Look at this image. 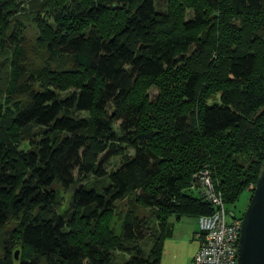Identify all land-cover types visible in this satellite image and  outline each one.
<instances>
[{
    "label": "trees",
    "instance_id": "obj_1",
    "mask_svg": "<svg viewBox=\"0 0 264 264\" xmlns=\"http://www.w3.org/2000/svg\"><path fill=\"white\" fill-rule=\"evenodd\" d=\"M67 1L0 0V264H159L202 171L225 206L259 175L264 0Z\"/></svg>",
    "mask_w": 264,
    "mask_h": 264
},
{
    "label": "built area",
    "instance_id": "obj_2",
    "mask_svg": "<svg viewBox=\"0 0 264 264\" xmlns=\"http://www.w3.org/2000/svg\"><path fill=\"white\" fill-rule=\"evenodd\" d=\"M200 184L199 192L215 210L196 217L197 229L193 237L199 245L189 264H237L242 215L226 208L206 170L200 174Z\"/></svg>",
    "mask_w": 264,
    "mask_h": 264
},
{
    "label": "rangeland",
    "instance_id": "obj_3",
    "mask_svg": "<svg viewBox=\"0 0 264 264\" xmlns=\"http://www.w3.org/2000/svg\"><path fill=\"white\" fill-rule=\"evenodd\" d=\"M162 1V0H160ZM71 0L67 1V4L63 6L62 8L50 10L48 12L42 11L39 13L40 19H42V22L47 23V25H51L54 16L57 14H60L63 12V10H66L71 6ZM159 10H165V5L160 4ZM33 12L31 7L28 5H25L24 8H22V11H20L21 14H18V16L23 17L24 20H22L24 24V31L22 33L24 39L28 43H32L34 45V40L37 37V27L34 25V21H29L28 16L30 13ZM193 17L192 11H188L186 15V19L189 20ZM2 57H0V62L2 61ZM32 63V62H31ZM57 62L51 63L50 64V69H56L57 68ZM6 67L1 65L0 69H5ZM58 69V68H57ZM8 76V74H7ZM9 85L7 80L1 78L0 74V99L2 100V94L6 92V88ZM149 94L151 99H153L156 94H157V89L152 87L149 90ZM220 92L211 94L208 102H219L220 101ZM10 106V102L8 107ZM25 146V144L23 145ZM120 162L119 157H114L111 158L109 163H108V169L116 167ZM252 192L249 190H244L240 193L237 201L233 204H226V208L228 210L234 211L237 214H242L244 209L246 208L249 199L251 197ZM66 202L64 201V206ZM63 206V207H64ZM65 208V207H64ZM151 211L148 209L141 208L140 209V216L144 217H150ZM172 220H175L173 217L171 218ZM194 242H199L196 238H192L188 236L187 233L184 234H179V233H174L172 237H165L163 238L162 241V249H161V255H160V260L159 264H186V261L192 252V247ZM153 245V238H148L144 241L142 244L144 251L147 253L151 246ZM199 245V244H198ZM17 251V258L14 257V260H18L20 257V251H19V245H16L13 249V253ZM4 248L2 244L0 243V259L3 258L4 256Z\"/></svg>",
    "mask_w": 264,
    "mask_h": 264
},
{
    "label": "water",
    "instance_id": "obj_4",
    "mask_svg": "<svg viewBox=\"0 0 264 264\" xmlns=\"http://www.w3.org/2000/svg\"><path fill=\"white\" fill-rule=\"evenodd\" d=\"M237 264H264V161L242 213Z\"/></svg>",
    "mask_w": 264,
    "mask_h": 264
},
{
    "label": "crops",
    "instance_id": "obj_5",
    "mask_svg": "<svg viewBox=\"0 0 264 264\" xmlns=\"http://www.w3.org/2000/svg\"><path fill=\"white\" fill-rule=\"evenodd\" d=\"M169 221L171 222V234L168 237H172L174 233H179L180 235L187 233L188 236L194 239L193 233L197 229L196 216H182L180 217L179 220H172L170 218ZM198 244L199 242L193 243L192 252L190 253L188 257L186 264H189L192 256L194 255V253L196 252L198 248Z\"/></svg>",
    "mask_w": 264,
    "mask_h": 264
}]
</instances>
